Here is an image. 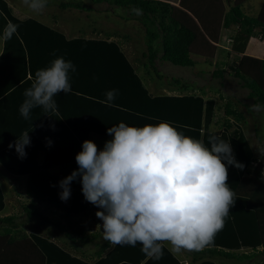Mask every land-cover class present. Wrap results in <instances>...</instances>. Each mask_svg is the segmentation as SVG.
<instances>
[{"label": "trees", "instance_id": "16d2710c", "mask_svg": "<svg viewBox=\"0 0 264 264\" xmlns=\"http://www.w3.org/2000/svg\"><path fill=\"white\" fill-rule=\"evenodd\" d=\"M91 1L107 2L110 7H124L129 11V17L122 14L120 16L142 24L145 28V36L142 39H145L148 50L144 56L149 59L156 76H161L157 69L158 58L181 66L194 67L198 63L192 56L193 45L204 33L187 12L171 3L178 0ZM57 5L61 11L92 10L83 0L62 1ZM133 9H142L143 14L136 15ZM56 10H48V13H54L51 22L59 21ZM42 19L41 14L21 15L8 0H0V37H3L7 25L17 26V31L11 39H2L3 48L0 51V163L15 177H27L26 182H22V185L20 182L18 186V190H24L25 198L21 197V204L26 218L39 224L42 221L52 223L66 234L62 235L63 240L73 241V247L80 246V241H96L101 235L100 232L87 233L86 228L76 226V218L101 210L85 200L80 180L72 182L71 196L66 202L62 201L59 195L62 191L59 182L78 169L75 157L82 150L83 142L88 140L90 132L110 136L107 130L116 125H110L114 119L113 115L116 114L122 117L120 120L124 119L125 124L129 123V126L142 127L162 121L170 122L184 135L203 140L209 147L210 135H217L226 142L230 141L236 160L244 165L243 170L234 166L228 167V184L235 193V204L225 219L223 229L217 233L214 243L201 251H188L192 258L191 263L264 264V141L261 142L263 153L260 155L250 145L243 127V123L247 122L246 113L240 106L231 97H205V90L198 93L194 87L190 89L188 84L181 83L176 78L175 90L182 88L186 93L153 95L139 70L128 59L120 42L110 39L132 38L129 32L111 29L104 30L102 36L105 38H87V29L81 24L79 27L71 23V31L74 29L78 34H69L60 26L55 28ZM233 24L238 26L231 38L230 47L226 48L227 59L218 60L212 74L224 78L227 72L239 78L242 85L249 90L248 97L264 109V58L240 55L245 52L255 28L260 27L264 31V8L259 15L251 16L242 11L240 4L232 6L225 15L224 35L231 34L229 29ZM232 54H235V58L231 63L228 59ZM60 57L75 65L76 71H70L69 80L76 76L74 74L82 73L88 78L97 77V86L107 76L111 91L119 87V96L126 98L125 105L129 106L121 109L113 104L118 102L117 93L111 106L103 103L101 98L104 97L92 98V120H72L68 117V110H63L65 120H60L57 111L51 117L42 107L32 109L30 118L24 119L20 114V107L26 99L25 90L34 82L36 71L48 68ZM246 59L253 62L246 63ZM228 63L229 68L226 67ZM145 67L148 73L153 75L147 62ZM74 93H60L54 100L64 107L65 102L73 97ZM78 97L82 98L83 95ZM102 108L105 109V117L101 115ZM52 121L55 124H52ZM90 122L93 124L90 125ZM214 126L220 130L213 129ZM25 132H29L31 144L25 148L26 158L21 159L15 147L9 148V145L14 144ZM42 153H45V157L41 160ZM254 162L257 163L256 166ZM53 168H57L56 172ZM249 174L250 179H254L257 184L255 194L250 198L243 197L239 192L242 178ZM6 206V194L0 182V213L5 211ZM43 206L60 213L61 217L66 218L67 224L64 225L46 215V208ZM20 218L21 215L15 212L0 216V234L10 237L11 243L17 238L16 229ZM23 234L29 237L32 248L25 252L23 250L22 255L18 253L19 255L15 254L10 258L9 252H0V264H9V260L21 264H182L181 259L165 244L163 256L157 260L145 256L139 243L135 247L112 246L105 241L97 252L99 259L91 263L48 235L37 232ZM109 247L111 248L107 251Z\"/></svg>", "mask_w": 264, "mask_h": 264}, {"label": "clouds", "instance_id": "9594fccd", "mask_svg": "<svg viewBox=\"0 0 264 264\" xmlns=\"http://www.w3.org/2000/svg\"><path fill=\"white\" fill-rule=\"evenodd\" d=\"M23 3L41 13L48 0ZM133 11L143 14L142 9ZM16 31L17 26L7 25L2 39H11ZM70 71H76L75 65L63 57L37 70L25 90L21 116L29 119L36 107L45 113L57 111L54 97L72 91ZM106 97L103 103L111 106L116 90L108 91ZM260 107L252 105V110ZM107 131L113 139L105 142L103 150L92 140L83 142L75 157L78 169L59 182L60 199L70 198L71 184L79 179L85 200L101 209L96 216L103 221V239L112 246L139 243L147 257L160 259L164 243L176 254L211 246L236 201L228 184V167L244 168L230 141L210 135L209 147L163 121L142 127L121 122ZM30 144L25 132L9 148L15 147L23 159Z\"/></svg>", "mask_w": 264, "mask_h": 264}, {"label": "crops", "instance_id": "0c3cea01", "mask_svg": "<svg viewBox=\"0 0 264 264\" xmlns=\"http://www.w3.org/2000/svg\"><path fill=\"white\" fill-rule=\"evenodd\" d=\"M8 1L10 3V0H8ZM83 1H85L86 4L92 8L91 11H85L89 15V17L90 16L92 17V19L87 20L89 26L87 27V30H86L87 31L86 37L87 38H98V39L105 38L102 36L103 32L99 28L101 20L104 21L105 23H107L108 20L104 19L105 16H107V14L110 15V13H112L114 15L115 14L121 15V13H117L116 12L118 10L117 7H110V5L107 2L95 3L91 0H83ZM253 1L254 0H178L177 2L172 1L171 3L173 5H175L176 7H179L180 9L187 12L193 18V20L197 23V25L199 26L201 31L204 33L203 34L204 36L200 40L198 39L197 41H195L193 47L197 46L198 48L195 50L193 49L192 56L198 61L197 58L200 57L201 53H204V51H199V50L204 45L206 47H208L209 49L212 48V50L217 49L216 44H220L222 42V40L225 39V37H224V34H225L224 19H225V15H226L227 11H229L232 6L240 4L241 9L245 14H248L251 16L259 15L261 13L262 9L264 8V0H261V4L259 3L260 6L257 5L259 7H256L255 3L253 4ZM105 3H106V5H108V7L105 6ZM53 5H55V8L58 6L57 4H53ZM122 9H123V11L120 10L123 12L122 16L128 15V17H129V11L124 7H122ZM244 9H246V11H244ZM19 14L28 15V16L32 15V14H26V13H22V12ZM122 16H115L112 19V22L116 25H121V27H124L126 24H129V22L132 21V20L127 21ZM44 21L51 24L55 28H58V26H59L58 25L59 21L58 22H55V21L51 22V21H46V20H44ZM132 22H133V27H137V26H139L138 24H140L138 21L137 22L132 21ZM237 26H238V24H233L230 26L229 31L231 34L228 35L229 38H233V34L236 31ZM110 39H115V40L120 42L122 49L127 54L128 59L137 68V70H139V73H140L144 83L149 88L150 92L153 93V95H175V94L186 93L184 91H180L177 89L175 90V85L173 83L165 82L164 84H161L159 81L157 82L155 79H157L158 76L155 77L156 74L152 75L151 73H148V70L145 67V62H147V60H146L147 56H144V53H146V52L148 53L145 39H142L141 41L138 39L136 40L133 37L132 38L111 37ZM223 45H225V44H223ZM2 48H3V41H2ZM2 48H1V50H2ZM160 55H161V51L159 52V56ZM232 55L233 56L231 58H233V61L231 60V63L234 62V58H235V54H232ZM240 55H243V56L245 55L246 57H249V58H258V59L264 58V31L260 27L255 28V30H254V32H253V34H252V36H251V38L247 44L245 52L243 54H240ZM203 56H204L205 61H208V62L213 61L211 59V58H213L212 54L204 53ZM235 60H236V62H238L237 58ZM162 61H164V60H161L160 58L157 59V63H159V64ZM244 61L246 63H249V64L253 62L250 59H246ZM216 62H217V60L215 61V63ZM194 67H196V66H194ZM213 70L214 69H212V72H213ZM150 72H152V71L150 70ZM74 75H76V76L74 78H71V80H70L72 92H75L74 96L70 97L69 100L65 102L64 107L61 106V104H57V112L59 113L57 115V117L60 120H65V114H64L63 110H68L69 111L68 117L72 120L79 119V118H82V119L85 118L86 121L92 120L93 115H94V113H93L94 112V100L92 98L104 97V98H101V100L105 101L107 99V97L105 96L106 93L108 91H111V88H112L109 85L110 80L106 76L104 78L105 80L101 84H98L96 86L97 77H89L88 78V77L83 76L82 73L74 74ZM160 75H162V72H160ZM120 90L121 89L119 87H117L116 95ZM248 92L246 93L247 96H248ZM80 94L83 95L82 98L78 97V95H80ZM119 94L120 93H118V96H119ZM205 94H206V92H205ZM88 96L91 98H88ZM205 97H214V96H208V95L206 96L205 95ZM125 102H127V99L119 96L118 102H113V104H115L116 107L122 109L126 106H129V105H125ZM252 103H255V101L253 100L250 102H246L245 103L246 109L252 108L251 106L254 105ZM255 105H257V104L255 103ZM104 110L105 109L102 108V114H101L102 117H105ZM47 115L48 116L51 115V117H52L55 114H54V112L53 113L50 112ZM262 115H264V113H262ZM113 118L114 119H112V122L110 125L116 124L115 126H117L121 122H123V123L125 122L124 119L120 120V118H122V117L118 114L113 115ZM61 122L65 123L66 121L65 122L61 121ZM66 123L68 124V122H66ZM52 124H55V122H53ZM73 124H75V122H73ZM92 124H93V122H90V125H92ZM126 124H129V123H126ZM246 124H247V122L243 123V125H246ZM131 125H132V123H131ZM213 129H216L215 126L213 127ZM219 130H220V128H219ZM245 131H246V128H245ZM94 133L95 132L89 133L88 140H92ZM95 134H98L101 136H107V135H103V134H99V133H95ZM246 134H247V132H246ZM108 137H112V136H108ZM247 137H248V139L250 141V145L252 146L253 149H255L257 151L258 147H262L261 143H260V145H257V146L254 145L253 140L251 139V137L248 134H247ZM44 155H45V153L40 154L41 160L45 157ZM2 167L4 169H6L0 163V182H1V184H2V182L4 183V187L2 185V188L6 194V200H7L6 209H7V207H8V209L7 210L5 209V211L3 213H0V216L9 215L12 212V211L9 212L10 211L9 208L11 209V206H12L11 202H9V194H8L9 177H10V179H14V180L16 179L17 181L20 180L19 177L18 178H17V176L15 177V175L9 173L7 170L4 171V169H2ZM56 170H57V168H53V171L56 172ZM250 178H251V175L249 174V175L244 176L241 180V189L239 190V192L241 193V195L243 197H249L250 198L255 194L257 184L254 183L255 182L254 179H250ZM12 185L14 186V188L16 190L18 189L19 185L17 183H13ZM44 208H46V207H44ZM50 211L53 214H57L59 217H61L60 213H55V211H52L51 209H50ZM92 215L93 214L86 215V216H80V217L76 218V220L78 221V224L76 226L77 227L82 226V227L86 228L87 233L94 232L93 230H88V226H87L88 225L87 219L90 218ZM21 218H22L21 221H19L20 224H18L19 226L16 229V230H18L17 231V238L15 239V241L13 243H11L10 237L9 238L4 237L2 235V233L0 234V252L1 253H3L4 251L9 252L10 253L9 258L12 256H15V254L16 255H19V254L22 255V254H24L23 250L25 252L30 247L32 248V242L30 241L29 237H26L23 234V233H27L26 228H24L25 225L23 223V218H25V220H24V222H26L25 224H30L31 222L24 215L21 216ZM95 218L97 220H100L97 217H95ZM82 223H84V225H82ZM30 233H31V231H28L27 234H30ZM102 236H103V234H102ZM105 241L106 240H104L102 238L100 245H98V244L97 245H91V244L88 245V246H93V247H88L87 245L81 246V244L78 247H73L72 246L73 241H66V240L62 243V245L66 249L72 251L73 253H76L80 256H84V258H86L89 262L94 263L95 261H97L99 259L97 252L99 251L100 246L102 244H104ZM110 248L111 247H109L107 249V251H109ZM261 248H263V247H261ZM180 259H181L182 264H192L191 263L192 258L190 255H188V253L185 255V258H180ZM9 264H21V263H15V262H12L11 260H9ZM42 264H43V262H42Z\"/></svg>", "mask_w": 264, "mask_h": 264}, {"label": "rangeland", "instance_id": "374dc122", "mask_svg": "<svg viewBox=\"0 0 264 264\" xmlns=\"http://www.w3.org/2000/svg\"><path fill=\"white\" fill-rule=\"evenodd\" d=\"M62 1H74V0H48V6L44 9V11L46 10L47 12H41V13H35L32 12L24 3L23 0H10V3L14 6L15 10L18 13H26V14H32V15H37L39 16L41 14V17L43 19H45L46 21H51L53 20L54 17V13H48V10L53 11L56 10L55 5L53 4H57L60 3ZM255 3L256 7H259V3L261 4V0H254L253 4ZM259 5V6H257ZM105 6L108 7V5ZM104 6V7H105ZM117 13H123V9L122 7H117ZM259 9V8H258ZM122 10V11H120ZM244 11H246V9H244ZM56 16L59 18V22L58 25L64 29L66 32H68L69 34H78L76 30L73 29V32L71 31V26L70 23H74L77 26L80 27V24L82 26H85V28L87 29L88 25V21L92 19V17L85 12H81L79 10H59L57 8L56 12H55ZM91 15V14H90ZM97 15V14H96ZM115 16H120V15H114L112 13L107 14V16H105V20H108L107 23H105L104 21L101 20L100 22V30L103 32L104 35V30H118L120 32H129L132 37L134 39H142L145 36V28L142 26V24H138L139 26L137 27H133V22L132 21H136V20H132L129 22V24H126L124 27H121V25H116L112 22V19ZM101 18V17H100ZM102 19V18H101ZM76 21V22H75ZM129 21V20H127ZM70 22V23H69ZM137 22V21H136ZM226 29V28H225ZM71 32V33H70ZM225 39L222 40V42L220 44H216L217 49L212 50V48H208L205 45L203 47L200 48L199 51H204V53H210L213 55V58H211L213 61L208 62L204 60V53L200 54V57H198V64L196 65V67L193 66H181V65H176L173 64L170 61L164 60L162 62L157 63V69H158V73L160 74V72H162V75L157 77V79H155L157 82L159 81L161 84H164L165 82H170V83H175L174 80L175 78L180 80L181 83H186L190 86V89H192L193 87L196 89L197 92L201 93L202 90H205L206 92V96H214L216 98H221V95H223V98H229L231 97L232 100H234L239 106L240 108L246 113V117H247V124L243 125L244 129L246 128V132L247 134L251 137V139L254 142V145H260L261 142L264 141V115H262V113H264V109L260 107L259 111L256 110H252V108L250 109H246L245 103L246 102H250L253 101L252 99H250L247 96V92L249 91L247 88L243 87L242 85V81L239 80V78H236L232 75H229L227 72H225V77L224 78H219V77H215L212 74V69L215 68V61L217 60H221V59H227V52H226V47L225 49H222V47L224 48L223 44H227V40H228V35H224ZM201 38H199L200 40ZM200 42V41H199ZM215 44V43H214ZM229 45V43H228ZM227 46V45H226ZM2 48V38L0 37V50ZM197 46H194L193 49H197ZM233 61V58H229L228 62H231V60ZM147 64H149L150 70L152 71L153 75H155L156 72H154V69L150 66V62L149 59L147 58ZM230 63H228V65L226 66L227 68H229ZM156 77V75H155ZM162 77V78H160ZM182 91V88L181 90ZM245 92V93H244ZM220 100V99H219ZM224 99H221L220 101H223ZM224 103V102H223ZM255 105V103H252ZM258 105V104H257ZM252 107V106H251ZM221 113H223V111H221ZM263 124V125H262ZM215 130H219L218 127H215ZM113 139V137H108V136H101L98 134H93L92 137V141H94L98 148L100 150H103L105 142L109 141ZM261 147H258L257 153H259L261 155ZM261 152V153H260ZM2 169H4L2 167ZM6 169H4L5 171ZM21 180L17 181L16 179H10L9 177V202H11V209L9 208V212H15L21 216H25L24 211L22 210V204H21V197L25 198V194H24V190L23 189H15L14 186L12 185L13 183H17L18 185H20L19 183L25 181L27 177L26 176H20ZM2 185L4 187V183L2 182ZM8 209V207H7ZM6 209V210H7ZM11 212V213H12ZM45 214L48 215L50 218L55 219L57 221L62 222L64 225L67 224L66 222V218L65 217H59L57 214H53L50 209H45ZM95 217L96 213H93V215L87 219V226H88V230H93L94 232H100L101 235L97 238L98 240L96 241H91V242H85V241H80L81 246H85V245H100L101 241H102V234H103V228H102V224L103 221L102 220H97ZM22 218L19 219V221H21ZM25 218H23V223H24V228H26V232L28 233V231H33V232H37L40 233L42 235H48L50 236L52 239L58 241L59 243H63L65 240L62 239V235L64 233H62L63 231L54 226L52 223H48L46 221H42V223H37V222H31L30 224H25L26 222H24ZM18 221V222H19ZM80 223V222H79ZM81 224V223H80ZM82 225H84V223H82ZM73 229V227H72ZM73 234V233H71ZM66 235V234H64ZM85 237V236H83ZM69 239V237L67 238ZM69 241H71L69 239ZM166 246H168L171 249V245L168 243H164ZM88 247H93V246H88ZM188 253V251H183L180 254H176L179 258H185V255Z\"/></svg>", "mask_w": 264, "mask_h": 264}, {"label": "built area", "instance_id": "2783aa9c", "mask_svg": "<svg viewBox=\"0 0 264 264\" xmlns=\"http://www.w3.org/2000/svg\"><path fill=\"white\" fill-rule=\"evenodd\" d=\"M232 39L231 38H228V40H227V46H225L226 48H228V43H230V41H231ZM254 165L256 166L257 165V163L256 162H254Z\"/></svg>", "mask_w": 264, "mask_h": 264}]
</instances>
